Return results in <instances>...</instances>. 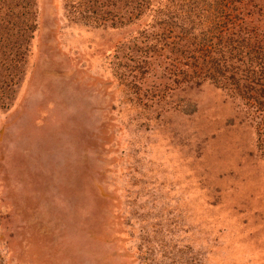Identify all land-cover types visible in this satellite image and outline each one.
<instances>
[{
  "label": "rangeland",
  "instance_id": "1",
  "mask_svg": "<svg viewBox=\"0 0 264 264\" xmlns=\"http://www.w3.org/2000/svg\"><path fill=\"white\" fill-rule=\"evenodd\" d=\"M35 1L26 56L5 61L0 264H264L261 126L235 95L179 85L147 56L149 15L188 1L142 0L117 26L115 0L102 21L85 0Z\"/></svg>",
  "mask_w": 264,
  "mask_h": 264
},
{
  "label": "trees",
  "instance_id": "2",
  "mask_svg": "<svg viewBox=\"0 0 264 264\" xmlns=\"http://www.w3.org/2000/svg\"><path fill=\"white\" fill-rule=\"evenodd\" d=\"M110 1L114 0H85L87 17L93 13L102 21L104 17L98 15L96 8L105 7ZM117 1L112 2V16L118 10L124 15L118 14L115 26L123 23L125 16L134 22L142 16V4H152L142 0ZM187 1L181 16H159L153 21L156 16L149 15L151 25L146 28L153 42L147 46V56H161L166 76L179 85L208 81L248 103L245 108L262 128L257 130V138L264 157V36L248 26L258 20L254 9L264 8V0ZM36 9L35 0H0V106L7 104L16 83L5 61L13 65L24 60L36 27Z\"/></svg>",
  "mask_w": 264,
  "mask_h": 264
}]
</instances>
